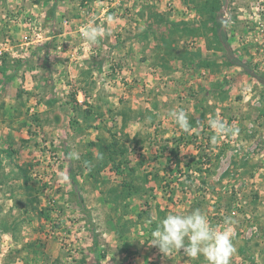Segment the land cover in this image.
I'll list each match as a JSON object with an SVG mask.
<instances>
[{
    "label": "rangeland",
    "instance_id": "374dc122",
    "mask_svg": "<svg viewBox=\"0 0 264 264\" xmlns=\"http://www.w3.org/2000/svg\"><path fill=\"white\" fill-rule=\"evenodd\" d=\"M195 209L264 264V0H0V264H206L148 243Z\"/></svg>",
    "mask_w": 264,
    "mask_h": 264
},
{
    "label": "clouds",
    "instance_id": "9594fccd",
    "mask_svg": "<svg viewBox=\"0 0 264 264\" xmlns=\"http://www.w3.org/2000/svg\"><path fill=\"white\" fill-rule=\"evenodd\" d=\"M80 35L84 41L95 44L107 33L103 27L89 23L81 27ZM168 115L183 131L191 130L184 109L171 110ZM208 123L218 135L239 133L238 128L228 126L219 118H213ZM212 142L215 143V136ZM68 155L70 158L79 159L78 153L70 152ZM224 223V227H213L200 209L188 214L169 213L160 219L151 231L148 243L158 247L164 255L182 250L190 258L203 257L206 264H229L231 256L235 253L231 227L233 221L227 217Z\"/></svg>",
    "mask_w": 264,
    "mask_h": 264
}]
</instances>
